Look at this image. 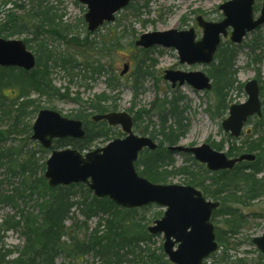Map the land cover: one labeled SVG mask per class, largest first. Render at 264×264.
I'll list each match as a JSON object with an SVG mask.
<instances>
[{"label":"rangeland","instance_id":"1","mask_svg":"<svg viewBox=\"0 0 264 264\" xmlns=\"http://www.w3.org/2000/svg\"><path fill=\"white\" fill-rule=\"evenodd\" d=\"M229 1L232 0H133L128 8L116 15L114 23L105 24L96 32L90 33L85 21L87 8L79 0H0V28L8 21L7 16L9 14L19 20V22H14L19 26L24 25L21 24L22 22L27 23L22 33L20 32V34H16L11 38H6L3 34L0 38L23 41L25 44L28 42L30 48L28 49L36 58L39 57L37 45L39 42L44 41L48 49L56 57H72L79 64L77 69L69 73L60 64H49L50 78L54 87L59 91V94L55 96L40 95L32 86L22 91L23 94L25 93L23 96H21L20 89L17 87L2 89L0 103L3 107L0 106V110L4 113L10 112V114L3 117L2 112H0V153H4L6 156L0 160V194L14 195L15 189H22V181L25 180L27 183L32 181L30 173L24 176L19 174L18 159L21 162L34 161L39 167L37 175H44L41 167L45 165L50 153L46 152L38 142L31 140L33 135L32 128L39 111L50 110L68 119H73L71 116L82 111V103L89 102L102 93L111 98L107 106L115 111L109 113H126L132 117L136 136L149 138L152 133H157L161 125L158 113L161 102L176 96L183 101L182 105L188 106L184 114L187 132L180 139L177 146L193 148L203 144L212 145L215 143L221 144L223 149L221 152L226 154L232 148L231 145L238 141L233 145L235 148H240L241 142L254 129L255 120L245 126L241 137L237 139H232L229 133L224 131L222 123L228 117L229 108L233 104L246 102L247 94L244 86L247 82L257 79L261 84H264V27L247 35L240 44L231 43L229 37L222 41L221 45L230 44L236 51L234 65L237 70L236 79L238 84L229 93L227 112H222L221 114L216 112L215 94L213 91H196L187 84L184 87L173 89L171 83L164 80L165 71H202L210 76L211 65L188 66L181 64L178 52L174 48L154 46L149 49H143L136 46V42L139 41L143 34L164 33L172 30L188 31L194 29L196 40H199L203 36V30L198 26L196 18L201 16L207 22H220L224 17L219 7ZM263 2L264 0H257L256 6L259 7V10ZM15 5H21L22 8H16ZM48 8L50 9L47 13L48 15H57L59 17V20H56L57 23L62 27H69L66 32L67 40L54 36L50 29H45L39 25L40 23L38 22L43 18L42 14ZM259 10L256 13V17L259 15ZM7 24L10 25L9 22ZM229 31L231 32L232 29ZM8 32L9 30L1 33ZM74 36H79L80 45L78 41L77 43L71 41ZM87 37H89L90 42L94 39L98 41L99 37L100 39L104 38L107 42L118 37L121 47H113L116 49L111 51L109 57L101 58L98 56L97 51L90 52L87 49L84 43ZM256 37L257 41L255 40ZM140 50L147 52V54L144 56ZM259 56L262 58L261 61L255 62V59ZM88 59L94 62L99 60L107 65V74L100 77L93 75L91 67L85 70L84 67ZM138 63L142 65L143 73L148 75L143 78L139 97L134 100L133 76L137 70ZM126 65H128L129 71L121 76ZM109 74L116 75L120 80L119 89L114 93H110L111 91L107 87ZM239 85L243 86L242 90L239 89ZM20 96L23 98L20 99ZM262 99L264 100V95ZM22 101H28L29 104L21 108ZM16 104L18 106H15ZM89 113L90 111H84V114ZM88 117L90 123L93 122V116ZM173 122V119L169 120V124H173ZM112 129L110 137L96 141L92 150L104 148L116 139L125 138L126 134L121 127H113ZM229 137L232 139L230 142H228ZM161 139L162 137L157 136L156 144H159ZM216 151L218 152V150ZM11 159L16 162L11 163ZM174 160L176 169L188 167L191 171L198 174L207 170L205 165L198 162L195 165L192 155L187 157L174 155ZM30 166L32 167V164L28 165V167ZM262 177H264V172L258 176L259 179ZM167 185L187 186V177L182 174H176L169 180ZM84 187L88 188L85 185ZM199 190L201 191V189ZM72 193H76L72 195L74 203L80 201L81 194H87L86 190L81 188H77ZM27 195L26 202L19 201L17 207L4 205L0 202V223L9 216L18 215L21 211H24L27 215L29 213H39V210L35 208V197L31 199L29 194ZM231 206L233 209H238L240 214L244 216L245 223H243L236 235H222V238L229 242L228 250L220 248L208 262L211 264H231L238 259H244L247 264H264V260H261L260 256L262 253L253 243L255 238L264 235V195L256 200L247 201L245 204H231ZM138 211L137 216L141 220L142 225H146L149 228L154 225L155 221L163 217L165 209L152 205ZM106 218L108 216L103 218L102 215L98 218H92L87 224V234L95 230L97 224ZM228 218L227 216H217L212 224L217 231H224L227 228L225 223ZM84 221L85 218L81 214L79 207L75 206L67 220L66 226L72 227V231L79 232L80 236H83V230L85 229L81 224ZM102 224L104 225L103 222ZM22 232L23 230L19 229L18 231L7 232L4 235L2 233V246L6 250L23 248L26 239ZM73 233L71 232V235ZM150 236H152L151 242L141 246L144 250H149V253L141 254L144 261L139 262L130 256V260H135L131 264H145L147 254H160V249L165 241L164 236ZM64 240L67 241V238ZM225 252H227L229 260L223 262L221 259L224 257ZM121 254H125V251L121 252ZM16 257L17 255L12 256V258ZM84 261V264H105L102 259L94 258L92 255L86 256ZM56 264H80V261L66 260L65 257H60L56 260ZM111 264L116 263L113 262Z\"/></svg>","mask_w":264,"mask_h":264},{"label":"trees","instance_id":"2","mask_svg":"<svg viewBox=\"0 0 264 264\" xmlns=\"http://www.w3.org/2000/svg\"><path fill=\"white\" fill-rule=\"evenodd\" d=\"M34 1V0H32ZM16 8H22L21 5H15ZM258 10V9H256ZM50 9L42 14L43 18L39 25L45 29H50L54 36L60 39L67 40V30L69 27H62L57 23V15H48ZM39 15V14H38ZM10 25L3 24L0 28V36L3 34L6 38H11L16 34L22 33L25 30L27 23L19 26L14 22L19 20L13 15H8ZM45 18V19H44ZM59 20V19H58ZM18 25V26H17ZM8 33H1L7 31ZM21 30V31H19ZM99 36V35H98ZM96 37V36H95ZM257 41V37L255 38ZM72 42L80 45L79 36H74ZM83 42V41H82ZM29 48L28 42H26ZM87 49L90 52L97 51L99 57H109L111 51L120 48V39L118 37L105 41L104 38L94 39L89 41V37L84 40ZM37 68L31 73L23 70L10 68H0V93L2 89L7 87H17L20 89L21 96L25 95L22 91L32 86L40 95L55 96L59 91L54 87L53 81L49 74V64L61 65V67L69 72L77 69L79 64L72 57H56L51 52L44 41L37 45ZM113 47H116L115 49ZM30 49V48H29ZM145 56L147 52L140 50ZM235 49L230 44H223L216 57L215 62L209 71L210 77L213 80L212 91L215 94L216 112L221 114L228 110V97L230 91L236 88L238 81L236 79L237 70L235 69ZM261 56L255 59V62L261 61ZM93 62V63H90ZM142 62V61H141ZM92 68L93 75L103 76L107 74V65L101 61H92L88 59L85 70ZM142 65L138 63L137 70L133 76V91L134 100L139 97L140 89L143 85V78L148 74L143 73ZM11 74V75H10ZM119 78L116 75L109 74L107 79V87L114 93L119 89ZM243 86L239 85L242 90ZM264 95V87H261V96ZM20 96V99L23 98ZM111 98L102 93L95 96L92 100L82 103V111L71 116L73 119L81 120L85 125L86 136L82 140L64 139L55 141L54 150L73 148L79 152H86L92 150L93 144L100 139H108L112 132L106 122L94 123L89 121L88 116L104 115L111 110L107 104ZM231 100V99H230ZM229 100V101H230ZM21 108L29 104L28 101H22ZM183 101L174 96L172 99H165L161 102L158 113L161 125L157 133H152L151 138L156 140V137H162L158 144V149L154 152L145 150L140 154V158L136 163L138 173L154 184H168L169 180L176 174H182L187 177V184L198 189L204 193L208 199L219 201L221 207L214 212V218L217 216L229 217L226 219V227L224 231H217V241L221 248L228 250L229 242L223 236L236 235L240 228L245 223L244 216L240 214L238 209H233L231 204H245L247 201L256 200L264 195V177L261 179L258 176L264 172V100H263V117L252 118L247 124H251L255 120V127L247 135L246 139L241 142L240 148H235L234 143L227 152L228 157L236 158L242 154H254L256 159L252 163H241L237 165L233 171H223L219 173H210L207 170L200 174L191 171L188 167H181L176 169L174 153L168 150L169 147H175L179 144L187 132V125L184 123L186 118L184 114L188 108L187 105H182ZM0 106L1 103H0ZM15 106H18L16 104ZM3 107V106H2ZM87 111L89 114H84ZM0 112H2L0 110ZM3 117L9 115L10 112H2ZM80 114V115H79ZM173 119V124H169V120ZM232 140L230 137L228 142ZM167 145V147H166ZM214 149L223 151L221 144H212ZM45 153V151H43ZM47 152V151H46ZM32 156H34L32 154ZM190 156V155H181ZM4 153H0V160L5 158ZM16 162L11 159V163ZM17 167L20 170L19 174H31V180L22 181V189H15L14 195L0 194V202L4 205L17 207L19 201L26 202L29 194L30 198L35 197V202L39 210L38 214H25L21 211L18 215H13L5 218L0 223V264H56V260L60 257H65L66 260H79L80 264H84V258L92 255L94 258L102 259L105 264H131L135 260H130V256L137 261H144L141 256L143 253H149V250L143 249L141 246L151 242L152 236L147 231V226L142 225L138 218V209L125 210L108 199H97L92 195L91 191L84 187V185H73L70 187L51 188L48 186L44 175H37L38 166L33 162H21L17 160ZM195 165H197L196 161ZM32 164V167H28ZM41 171H45V165H42ZM208 182V183H207ZM207 183V184H206ZM85 189L87 194H81L80 201H72V195L76 189ZM75 206L79 207L81 214L85 221L81 224L83 236L79 232L72 231V227H67V220ZM144 209V208H143ZM108 216L97 224L95 230L87 234V224L92 218ZM19 218V219H18ZM104 223V225L102 224ZM22 229V234L26 239L23 248H15L13 250H6L2 246V237L7 232L18 231ZM71 232H74L71 235ZM77 234V235H75ZM67 238V241L64 239ZM125 251V254L121 252ZM221 261H228L229 256L227 252L224 253ZM17 255L16 258H12ZM215 256V255H213ZM212 256V257H213ZM261 260H264L262 255ZM145 264H171L163 253L162 248L160 254H147ZM231 264H247L246 260L238 259Z\"/></svg>","mask_w":264,"mask_h":264},{"label":"water","instance_id":"3","mask_svg":"<svg viewBox=\"0 0 264 264\" xmlns=\"http://www.w3.org/2000/svg\"><path fill=\"white\" fill-rule=\"evenodd\" d=\"M87 7L85 20L88 30L94 33L105 23H113L115 15L127 8L132 0H79ZM256 0H232L219 7L224 19L218 23L206 22L197 17L203 29V37L196 41L194 29L172 30L164 33L143 34L136 46L149 49L154 46L174 48L181 64L211 65L222 39L232 28L230 41L242 43L243 39L264 26V3L260 15L255 16ZM36 57L22 41L0 38V67L18 68L27 72L36 68ZM129 71L128 65L121 76ZM164 80L172 88L190 85L196 91H210L211 79L203 72L166 71ZM248 99L232 105L229 116L223 121V129L233 138H239L249 118L262 117L260 85L252 80L245 85ZM93 121H106L109 126H122L128 136L115 140L105 148L87 153L68 148L55 150L46 162L45 179L51 188L85 184L98 199L108 198L124 209H139L158 205L166 211L160 220L148 228L151 235H164L163 252L172 264H210L206 260L218 251L215 228L211 217L220 203L207 201L192 186L154 184L141 177L135 167L139 154L145 149L155 151L157 144L151 138L139 137L132 131V117L126 113L97 115ZM85 137L81 121L70 120L61 114L42 110L33 126V141L50 149L54 140L66 138L81 140ZM170 152L192 154L196 161L206 164L210 172L232 170L237 163L255 161L254 155H242L229 159L209 145L184 148L169 147ZM254 244L264 255V235L254 239Z\"/></svg>","mask_w":264,"mask_h":264},{"label":"flooded vegetation","instance_id":"4","mask_svg":"<svg viewBox=\"0 0 264 264\" xmlns=\"http://www.w3.org/2000/svg\"><path fill=\"white\" fill-rule=\"evenodd\" d=\"M262 27H264V26H262ZM262 27L258 28L256 31H259ZM220 217H222V216H220ZM213 220H215L214 215H213L212 218H211V221H212V222H213ZM216 230H217V229H216Z\"/></svg>","mask_w":264,"mask_h":264},{"label":"bare ground","instance_id":"5","mask_svg":"<svg viewBox=\"0 0 264 264\" xmlns=\"http://www.w3.org/2000/svg\"><path fill=\"white\" fill-rule=\"evenodd\" d=\"M168 148V147H167ZM239 165V164H238Z\"/></svg>","mask_w":264,"mask_h":264}]
</instances>
